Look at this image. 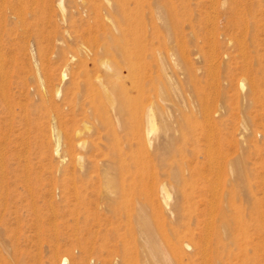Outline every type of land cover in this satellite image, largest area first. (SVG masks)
<instances>
[{
  "label": "rangeland",
  "instance_id": "374dc122",
  "mask_svg": "<svg viewBox=\"0 0 264 264\" xmlns=\"http://www.w3.org/2000/svg\"><path fill=\"white\" fill-rule=\"evenodd\" d=\"M121 1L0 0L1 259L264 264V0Z\"/></svg>",
  "mask_w": 264,
  "mask_h": 264
},
{
  "label": "bare ground",
  "instance_id": "6f19581e",
  "mask_svg": "<svg viewBox=\"0 0 264 264\" xmlns=\"http://www.w3.org/2000/svg\"><path fill=\"white\" fill-rule=\"evenodd\" d=\"M117 3H118V7L122 11V13L127 12L126 4H124L121 0H117ZM131 31H132L131 29H128L127 31H124L126 34L123 35V36L125 37L126 35H130V32ZM124 43H125L124 46H122L121 44L118 45L123 51L125 50L124 47L125 46H128L129 42L126 41V40H124ZM133 103H134V106H135V114H137L139 112V109H140L139 108L138 101L136 100ZM208 105L205 104V106L203 107L204 117H203V120H202V137L204 138V141H205L206 144L204 145V148H203V151L202 152L205 153V159L207 160V162L209 164L210 163L211 164H214V157L212 156L213 155V148H214V146H217L218 145L219 139H217L218 137H216V134L215 133L211 134V132H212L211 129H213V127H212L211 112L209 110V107H211V106L208 107ZM144 121H146L147 124H149L152 128H155V123H154V120H153V115L151 113H148L146 115V118L144 119ZM213 131H214V129H213ZM0 178L2 179L1 180V183H0V201H1V200L4 199V196H3L2 191L5 190V189L8 190L10 188V185L8 183H6V178H7L6 177V174L0 173ZM26 178H28V177H26ZM30 183H31V181L28 182V184L27 183L26 184H27V187L30 190V192H33V189H34L33 186L34 185H32L33 183L32 184H30ZM74 184H76V181L75 180H74ZM124 191H125V189H123V192ZM31 197H32V195H31ZM1 263L4 264V260H2L1 257H0V264ZM63 264H68L67 259H65L63 261Z\"/></svg>",
  "mask_w": 264,
  "mask_h": 264
}]
</instances>
